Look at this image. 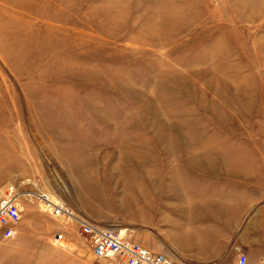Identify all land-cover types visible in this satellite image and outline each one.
<instances>
[{
	"label": "rangeland",
	"instance_id": "1",
	"mask_svg": "<svg viewBox=\"0 0 264 264\" xmlns=\"http://www.w3.org/2000/svg\"><path fill=\"white\" fill-rule=\"evenodd\" d=\"M10 186L195 258L162 228L167 186H249L264 205V0H0V197ZM59 223L75 264H124ZM24 241L1 240L0 264H29Z\"/></svg>",
	"mask_w": 264,
	"mask_h": 264
},
{
	"label": "crops",
	"instance_id": "2",
	"mask_svg": "<svg viewBox=\"0 0 264 264\" xmlns=\"http://www.w3.org/2000/svg\"><path fill=\"white\" fill-rule=\"evenodd\" d=\"M167 189L168 196L177 194V199L163 201L167 208L163 211L162 228L181 229L186 253L194 251L197 256L156 251L154 243L147 244L148 240L141 241L143 247L181 264H236L240 255L247 257V264H264V205L251 187L178 186L177 192L171 186ZM59 221L43 214L32 200L31 205H24L13 239L23 238L30 245L26 249V263H35L42 256L46 262L75 264L74 259L59 252L55 248L59 246L53 243L56 233L62 232H57V228L62 230ZM63 236L65 239L64 233Z\"/></svg>",
	"mask_w": 264,
	"mask_h": 264
},
{
	"label": "built area",
	"instance_id": "3",
	"mask_svg": "<svg viewBox=\"0 0 264 264\" xmlns=\"http://www.w3.org/2000/svg\"><path fill=\"white\" fill-rule=\"evenodd\" d=\"M29 181L23 182V185ZM24 186H10L0 197V235L3 240H11L17 234V228L24 212L23 200L37 198L41 212L58 220L75 221L81 234L88 240L93 255L99 260L120 259L124 264H181L164 254H156L139 243L129 239L122 231L110 230L88 222L76 216L70 206L64 202H53L47 194H33L23 190ZM42 195V197H40ZM63 234H56L54 243L60 244ZM236 264H247V257L240 255Z\"/></svg>",
	"mask_w": 264,
	"mask_h": 264
},
{
	"label": "bare ground",
	"instance_id": "4",
	"mask_svg": "<svg viewBox=\"0 0 264 264\" xmlns=\"http://www.w3.org/2000/svg\"><path fill=\"white\" fill-rule=\"evenodd\" d=\"M42 197V196H41ZM49 197V196H48ZM49 200H51V198L49 197Z\"/></svg>",
	"mask_w": 264,
	"mask_h": 264
}]
</instances>
